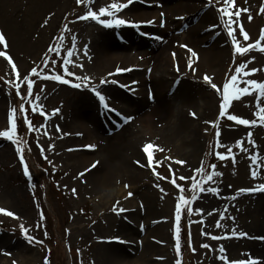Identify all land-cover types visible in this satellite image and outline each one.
<instances>
[{
  "label": "rangeland",
  "instance_id": "1",
  "mask_svg": "<svg viewBox=\"0 0 264 264\" xmlns=\"http://www.w3.org/2000/svg\"><path fill=\"white\" fill-rule=\"evenodd\" d=\"M198 1L204 7V1ZM255 1L256 5L246 6V8H249L247 13L242 12V14L250 13L253 19L248 22V15L244 17L245 19H241V17L237 19L238 23L241 21L244 23V29L249 33V41H252V43L259 39L261 31L264 30V13L260 12V9L264 7V0ZM112 2L123 1L96 0L95 5L92 7L93 10L98 11L99 7ZM89 7L87 0L83 6L78 4L77 0H0V32L5 34L9 44L7 49L0 45V50L7 51L13 58L12 62L17 66L14 70L5 58L0 57V132L11 129L10 116L12 109H16L15 118L17 123V131L13 140H0V208L12 211L15 214V217L0 214V264H14V262L15 264H45L46 259L48 264H117L108 257V262L101 260L100 254L103 256L105 252L102 249L104 245L112 247L111 249L114 252H124L125 255L130 257L128 260L132 264H137L142 260L141 255H143L144 245L148 237L150 236L152 239L157 237L152 233L148 235V229L142 226V222L146 223L148 218L163 221L161 224L153 223L154 226L168 225L167 232L169 236H167V239H158V247L166 250L162 255L165 261L161 260V253H151V258L153 257L157 263L218 264L216 261L221 260V255L224 253L220 251V247L217 245L220 242H213V245H209V243L215 232L220 235L228 226L231 227L232 217L224 218V209L220 210V207L215 211L207 208L202 209L203 194L197 191L195 194L199 201H193L192 204L181 209V240L180 251L178 252L176 249L175 215L176 205L179 202L178 197L181 192L171 183V180L175 178L177 183L185 189L183 193L185 198L191 199L192 190L189 177L195 176L199 183L204 178L198 175L196 169L200 167L205 169L206 164L202 161L203 157H205V162L207 160H210L209 163L214 161L215 169L211 167L209 174L215 171L221 173V175L214 176L212 181H208L204 185H207L205 187L217 189V192H215L217 195L206 196L205 199H216L222 204V199L226 198L227 193L233 194L239 187L243 186L242 178L247 170L244 166V160H246L245 157L253 144L248 138V132L251 129H246L242 133H238L233 129L229 131L230 128L236 126L232 124L233 122L227 121L226 117H221L218 124H213L210 130L211 136L203 133L208 128L206 123L213 121L220 110L219 99L221 96L206 82L210 87L207 90L200 88L197 83H192L193 90L191 89V92L194 93V102L198 104L202 103V100L207 102V98L202 99V97L211 96L213 102L209 103L206 115L199 114L196 107L187 101L182 102L175 99L173 103L174 116H177L178 111H180L184 119L193 121V117L185 115L187 111H184V109L186 108L192 109L194 113L198 114L199 120H194L195 123H198V125H195V127H198L197 131L195 130V136L203 146L202 152L198 153L199 163H195L194 159H190L189 162L186 160L187 164L185 165L176 163V161H182L183 158L178 149L180 143L174 136L176 131L171 126V114L168 115V120L165 121V117L160 120L154 106H150L148 108L150 114L148 115L151 116L153 132L150 134L143 133L140 123L137 121L133 126L135 136L138 132H142L140 134L141 140L134 142L140 150V154L134 153V150L129 148L122 159L119 157L120 162L117 158V161L105 166L104 149L107 147L105 139L111 137L106 136L105 133L103 137L92 140L81 131L80 127L76 129L72 127L75 124V117H79L76 104L80 99H88L89 95L70 91L65 84L58 81L56 85L55 80L44 79L46 75L48 77L61 75L65 79L77 82L79 81L76 79L77 76H87L90 77V80L85 82L91 81L94 85L101 83L102 80H111L105 74L113 71L114 64L111 67L99 70L96 67L99 58L95 57L93 50V59L88 60L86 71L78 66L76 56L69 58L67 55L66 50L68 48L78 49L81 45L80 39L75 44V34L88 33L93 38L101 33L98 27L92 23L78 22L79 17L86 14ZM179 9L182 14L189 12L186 8L179 7ZM158 11V9H154L155 13H158ZM209 11L213 14V18H209L210 23L205 22L203 26L212 24L211 26L219 27L217 26L220 22L216 8L215 11L209 8ZM224 19L226 22L227 17H224ZM219 33L223 35L221 39L228 42L224 29L218 28L216 34ZM238 39H240L242 45L247 46L249 41H244L242 35L238 34ZM174 42L178 43L180 39L175 38ZM192 46L198 47L196 45ZM92 47L94 48V45ZM219 47H221L220 49L226 47L223 45L222 40L219 41ZM229 47L231 48V46ZM173 49V52L178 51L173 45L164 50ZM182 50L180 49L181 52ZM120 51L116 53L129 54L128 50L118 53ZM256 51L252 50L243 57L237 55V60L236 57L231 56L232 71L230 74L225 76L226 73H224L221 77V73L217 75L218 72H214L212 75L213 82L221 86L227 77L235 74L234 70L240 63L248 61H251V63H248L247 69L251 70L254 67L259 69L258 76L263 79H258V81L262 82L264 80V53L260 54ZM79 57H82V55ZM187 57L186 63H182L188 68V76L196 82L203 81L204 76L203 78L200 77L201 72L199 70L200 63L206 66L202 59L203 56H199L198 59L194 58V61L191 56L187 55ZM69 59H71V63H66ZM50 63L51 65H49ZM190 63L191 68L189 67ZM224 64L230 65L228 61H225ZM65 66L75 75L68 77L64 73ZM127 66L122 63L121 69L125 70ZM155 66L156 60L154 66L151 65L156 72ZM33 67L40 75L33 76L31 72ZM218 67L221 68V66H216L215 69H218ZM145 70L146 67L139 74L144 75ZM17 71L21 73V79L19 80L16 79ZM25 75L34 81L31 94L27 90V80L23 78ZM127 79L137 80L139 78L132 75ZM16 84L20 85L19 92H17ZM152 86V90L157 94L155 83ZM239 86L242 88L246 85L241 83ZM147 88V85L142 87V93H145V95ZM108 91L105 90V93H108ZM255 96L256 94L253 96L254 98L251 97L254 100L252 106L257 100ZM250 101L251 99L238 105V113L243 116L247 115L246 106ZM89 103L94 102L89 101ZM33 105H36L35 111H33ZM130 109L133 110V107ZM94 110H96V106ZM230 112L233 113L232 110ZM234 113L236 112L234 111ZM25 115L28 121L27 124L23 122L25 121ZM156 119H159V121ZM26 129L28 134L27 140L24 138L25 141L23 132ZM217 131L220 132V144L216 142L217 137L215 134ZM256 136H258V132L254 134L255 140ZM241 138L246 145H242L244 150H241L236 155L237 158L233 160V153L239 148L238 142H241ZM0 139H2V136H0ZM17 139L20 141L19 144L16 142ZM252 139L253 137H251ZM233 140H238V142L232 145ZM212 142H216L217 148L212 147ZM148 143H152L154 146L158 145L164 151L160 152L155 147L150 149L149 151L153 152L152 162L142 166L147 159V154H143L142 149ZM85 145L97 146L94 153H89L95 156L94 160L99 162L94 171H91L92 168L89 169L92 164L90 162L81 167L74 162L75 159H78L80 153H84L82 151L86 147ZM222 145L231 147L232 152L227 153L225 147L222 151L220 149L223 147ZM18 146L25 149L24 162L28 164L30 177L24 174L23 162H21L20 153L17 151ZM216 153H224L226 159L220 160ZM240 154H243V156ZM166 157L170 159H166ZM161 160L164 161L163 164L157 162ZM137 161H140V164H137ZM122 162L125 163L126 168L121 166L120 163ZM153 168L155 171H153ZM193 168L196 169L193 170ZM114 170L116 172L112 175L111 173ZM128 170L131 173H127ZM134 171L138 172V177L141 176V178L134 176L132 174ZM81 173H84V175L81 176ZM156 173L164 177V180L160 182L161 184L152 188L151 184L148 183V176H153ZM173 173H175V176H173ZM128 174H132L134 180L138 183L137 185H146L149 188L144 190L143 193L148 192L154 200L155 213L150 214L147 204L145 205L147 201L135 194L139 190V186H137L138 188L132 186L133 177L131 178ZM180 176L185 179L180 180ZM106 178L109 179L106 181ZM158 181L160 180L158 179ZM108 185L109 187L112 186L113 189L124 190V193L119 195L120 200L117 199L114 202L112 199L110 200ZM223 185H226L225 195L221 192ZM73 189L76 191L73 192ZM129 190L135 195L134 198L130 199L126 196V192ZM130 200L137 202V205L128 206ZM117 201H119L118 207L132 211L133 214L140 211L141 216L136 218L133 214H130L127 215L128 220H123L126 218L122 214H125L126 211L121 213L114 210L117 209ZM218 201H215L213 210L219 206ZM141 203L143 207L139 206ZM255 203H248V210L257 207ZM244 205H247V202ZM147 212L148 215H146ZM205 212L212 213V216L208 218ZM235 213L237 214V211ZM220 218L222 224L217 226ZM251 220L247 218L246 221L249 224ZM262 220H264V212ZM21 224L28 230V235L34 238L32 243H29L26 239L20 228ZM122 224H124L123 227ZM250 225H254V221ZM258 227L260 229L256 230V234L261 235L264 222ZM41 241L42 243H40ZM117 242H133L137 250L128 246L131 251H134V255L128 254L125 250L126 247L123 248L126 245H119ZM251 243L256 242H249V244ZM160 244H166L167 246H161ZM203 244H208L209 247L204 248ZM110 247L105 248L109 250ZM247 249L250 253L251 251L254 252L252 246L247 247ZM254 254L260 256L256 252ZM243 255H238L239 257L233 260L248 259L246 254ZM261 264H264V262Z\"/></svg>",
  "mask_w": 264,
  "mask_h": 264
},
{
  "label": "bare ground",
  "instance_id": "2",
  "mask_svg": "<svg viewBox=\"0 0 264 264\" xmlns=\"http://www.w3.org/2000/svg\"><path fill=\"white\" fill-rule=\"evenodd\" d=\"M162 1L164 3V6L168 9L166 16L170 22L173 21L175 16L182 15V12L179 11L180 10L179 7L183 9L184 8L188 9L189 11L188 13L190 14L186 22L187 24H193V27L189 31V33L185 35L183 38L185 40L190 39L193 42V44L198 46L196 47V49L198 48L199 49L196 52L203 56L202 59H203V62H205L206 66L202 65L201 63L199 64L201 65L200 66L201 68L199 67V70L201 72L200 77L203 78V76L205 75L211 77L214 72L215 73L218 72L217 75L221 73V77H223L224 73H226L225 76H227L229 72V68L232 66V63L230 64V58L231 56L235 58L236 54H235V51L231 49L232 48L231 43L228 45V42H230V38L228 36H227L228 42L224 39H221L223 37L222 34H220L219 39L217 40V37L214 36L215 33H210L207 31V28L209 26H203V23L207 22L209 18H213V14L210 11H208L205 15H203L204 7L201 8V3L198 0H181L183 1V3L180 6H178L179 4L174 5L175 0H148L150 4H153L155 2L156 4H158V2H162ZM124 2H127V0H124ZM222 5H223V0H219V2H217V0H211L210 6L216 8L219 22L222 24V28L225 29L224 27L225 19L224 17L223 18L221 17L218 11V7H221ZM248 5H256V1L247 0V3H246L245 0H237L238 8H245ZM125 15H131L130 17H132L135 21H138V23H141V22L148 23L149 21H152L153 23L158 24L161 18V15L159 12L158 13H155V12L148 13L146 11L144 12L140 6H136L134 8H131L130 10H127V13ZM207 23H209V21ZM233 27L237 28V25L234 24ZM130 32L131 31H128L126 36L128 40L131 42V44L134 46H137L139 50L145 48L147 45V42H143V41L138 42L135 39V37L131 35ZM220 40H222L223 45H225L226 47H223L222 49H220L221 48L219 47ZM94 44H95V48L100 54V58L96 62L97 63L96 67L99 68V70L111 67L113 64L115 67V65H118L120 63H125V65H128L127 67H134L136 66V63H137L136 61L140 57L139 55H137L136 57H131L130 55H123V54L116 55L114 52V43L112 42L111 38L108 36H104V35L101 37L97 36L95 38ZM229 46H231V48ZM187 55L191 56V53H186L182 51L180 52V56L175 57L173 53H171V50H168V51L164 50L161 53V55L159 56L156 55L157 56V58H155L156 72L154 71L150 77L146 78L145 75L139 74V72H134V74L132 75L138 76V78H141L140 85L142 86H144L145 83L148 85H152L155 83L156 90H157V94H155L154 101L153 102L148 101V105L141 103L137 109V112H139V114H143V112L147 110L148 106H151V107L154 106L155 112H157V114L160 117L159 119L161 120L163 117H165V121L168 120V115L171 114L170 115L171 116V119H170L171 126L173 127V130L176 131L174 135L175 139H177V141H179L180 143L178 149L180 153H182V158H183L182 162L186 163L187 161L189 162L190 159H194L195 163H199L200 159H198V153L202 152L201 149L203 146L200 144L199 140L195 136V132L197 131L196 129H198V127H195V125H198V123H195L194 120L189 121L187 119H184L180 111H178L177 116H174L175 111H174V105L172 103V99L174 98L171 97V93L175 91V84L172 79L173 77L176 76L174 65L175 63H178V65L183 67L184 66L183 63H186V58L188 59ZM225 61H228L230 65L224 64ZM141 65H138V66H141ZM216 66H221V68L218 67V69H215ZM183 69L188 71L187 66H184ZM221 77L220 79H222ZM122 80H124L125 83L131 82L127 78H123ZM192 81L193 80L191 78L185 79L184 80L185 85L181 87V89L177 93L178 95L175 98H177L178 100L182 102L187 101L188 103L196 107V110L198 111L199 114L206 115V111L208 109L209 103L213 102L211 99V96L206 95L205 97H202V99L207 98V102H204L203 100L201 101L202 103L200 104L194 102L193 101L194 94L193 92H191V89L193 90V88L191 87V85L188 84L189 82H192ZM110 94L117 99L116 94L114 92L111 91ZM125 100H127V98H125ZM86 103H87L86 100H81L79 103L76 104L77 115L79 117L78 118L75 117V121H74L75 124H73L72 127L74 129L80 127L81 131L84 132L88 136V138L93 140L94 137L95 139H97V136L98 137L102 136L106 130L105 128L102 127L100 120L98 116L95 115L94 111L91 108L86 107ZM190 112L191 111L186 112L185 115L187 117H190L191 116ZM218 114H219V111H218ZM140 116L141 117L139 118L138 122L140 123L141 131L146 134L152 133L153 123L151 121V116L146 115V114L140 115ZM159 119H156V120L159 121ZM134 130L135 129L132 127H127L121 133H118L112 136L111 138L105 139L106 141L105 144H107V147L104 149V153L106 156V159L104 160L105 166L110 165L112 162L117 161V158L119 160V157L120 159H122L129 148H131V150L133 149L134 153L140 154V150L136 147V143L134 142L141 140L140 134L142 132L141 131L138 132L137 135L135 136ZM139 142L141 143L142 141H139ZM188 150L190 151L188 152ZM94 157L95 156H92L89 153H80L78 155V159L77 160L75 159L74 162L76 163V165L81 167V166L86 165L88 162L92 163L94 161ZM120 164L121 166L126 168V165L124 162ZM115 172L116 171L114 170L112 171L111 174L114 175ZM129 172L130 171L128 170L127 173ZM132 174L137 177L139 175V173L136 171H134ZM132 174H128V175H130V177L132 178L133 177ZM138 178H141V176H139ZM108 179L109 178H106L105 180L107 181ZM131 184L134 188H138L137 187L138 183L136 182V180H134V177L131 181ZM108 189H109L108 195L110 197V200L112 199L113 202L117 199L120 200L119 195H122L124 193V190H121L118 188L113 189L112 186L109 187V185H108ZM138 191H140V189ZM129 192H131V190L126 192V196H128ZM140 197L144 198L147 201L146 202L144 200V202H146L145 205L147 204L148 206L149 213L150 214L155 213L156 205H155L154 200H152V197L149 196L148 192L146 191L144 193L142 192L140 194ZM260 200H262V203H260L257 206L256 211H252L248 209L246 210V215L248 216H252L253 214L255 215L254 216V228L256 230H259L260 228L258 226H260L264 222V220H262V215L264 212V196L260 197ZM134 205H137V202H134V200H130L128 206L133 207ZM146 215H148V212L146 213ZM133 216H135L136 218H139L141 216L140 211L138 213L133 214ZM156 220H159V219H155V220L154 218L147 219L146 223H147L148 235L149 233L150 235L152 233V235L157 236V237L155 239L150 238V236L148 237L144 245L143 255H141L142 260L137 264H163L162 262L157 263L156 261H154V258L153 257L151 258V253L159 252L161 253L160 258H162L163 252H166L164 248L158 247V246H159V240H165L167 239V236H169V233L167 232L168 225L167 226L166 225L154 226V224L151 225L153 222H156ZM242 223H243L244 228H246L247 230L250 229V227L246 223H244V220H242ZM123 226L124 224H122V227ZM256 237H260V240L257 241ZM222 241L232 242V243H229L230 248H231L229 249L230 256L235 257L237 255L246 254V256L249 257L251 256V253L248 251L249 249H247V247L250 248V246H252V249L254 250V252L259 254L260 258H264V252H263L264 245L262 249H259L261 247L259 246V244L245 243V242H264V235L256 234L254 236L248 237V236H240L238 234L233 235V231H231L225 235ZM237 244H239V246L236 248ZM105 247H110V246H107V245L102 246L103 251H105L103 253L104 258L101 254H100V257H101V260H103L104 262H108L109 261L108 258H109L117 262V264H132V262L128 260L130 257H128V255H125L124 252L122 251L114 252V250L111 249L112 247H110L109 250L106 249ZM125 250L128 252V254H131V255L133 254L132 252L128 251V249L125 248Z\"/></svg>",
  "mask_w": 264,
  "mask_h": 264
},
{
  "label": "snow or ice",
  "instance_id": "3",
  "mask_svg": "<svg viewBox=\"0 0 264 264\" xmlns=\"http://www.w3.org/2000/svg\"><path fill=\"white\" fill-rule=\"evenodd\" d=\"M86 0H77L78 4H85ZM96 0H87V4L90 5V7L88 8V11L86 12L85 15H82L79 17V19L81 20H93L98 22L100 25H102L105 28H120L121 26H131V27H138V25H136L133 22H129L126 19L120 18L118 16V14L125 8H128L131 4H133L135 2V0H127V2H112L110 4H106L105 6H101L98 8L97 10H93V7L95 5ZM217 2H219V0H217ZM245 2L247 3V0H245ZM235 9V10H234ZM221 17H227V20L225 22L224 27L227 29V35L229 37H231L232 40V44L234 45V50H235V54H237L238 56H246L250 51L252 50H258L262 53H264V46H262L261 42H264V30L261 31L260 35H259V39L255 42V43H248L247 46L242 45L240 39H238V34L242 35V38L244 41H249L250 40V36L249 33L247 31H245L244 27L242 24L238 23L237 18L241 17L242 12L247 13L249 11L248 8H238L237 6V0H223V6L220 7L218 9ZM261 13H264V7H262L260 9ZM163 15V14H162ZM253 19V17L249 14L248 15V20L251 21ZM148 23H152L151 21H149ZM237 25V28L232 27V25ZM157 39H160L159 37H157ZM0 45L3 46L4 49H7L9 47L8 41L5 37V34L3 32H0ZM182 47L187 48V45H183ZM188 51L191 53V55L193 57L197 56V53L188 48ZM68 57L71 58L73 56L72 52H68ZM85 55H87V52H85ZM175 55V54H173ZM0 57L5 58L9 64H11V67L15 70L16 69V64L12 62L13 58L8 54L7 51H3L0 50ZM90 58V57H89ZM254 59V57H253ZM66 63H71V59H69V61H67ZM248 63H251V61H248L246 63H240L239 66L237 68H235L234 75H231L230 77H227L225 82L222 83L221 86H218L216 83L213 82V78L209 77L207 75L204 76V80L205 82L212 88L214 89L216 92L221 93L222 95V103L220 104V117H225L227 116V119L230 121H235L237 125H256L257 121L255 119L253 120H249V119H244V118H240L237 115H229L228 114V110L230 109V107L232 106V102L233 100H239L241 95H253L258 93V97L259 98H264V82H260L256 79H247V80H242L241 76L243 75L244 77H251L254 73L260 71L259 69H251V71H247V67H248ZM79 67H83V65H78ZM189 67L191 68V63L189 64ZM130 69H125V71H128ZM177 70H179V66H177ZM121 71V69H117V72ZM150 71V70H149ZM31 72L33 74V76H36L37 70L35 67H33L31 69ZM64 73L68 76H74L75 73L71 72L67 66L64 67ZM109 75H113L112 73H109ZM24 79L27 80V90L28 93L31 94L32 89H33V84L34 81L30 78H28L26 75L23 77ZM16 79L19 80L21 79V73L19 71L16 72ZM44 79H51V80H55L58 81L60 83L63 84H68L70 83V80L65 79L63 76L61 75H54V76H46L44 77ZM77 80L80 81V83H72L71 86L73 88L76 89H80L82 86L83 87H88V85L85 83V81H89L90 77L84 76V77H76ZM109 81L107 80H102L101 83H108ZM111 83H116V81H111ZM241 83H244L246 86L245 87H239V85ZM16 89L17 92L20 91V85L16 84ZM92 91L94 92V94L99 98V101L104 105V107L107 109L109 108V105L105 102V96L101 94L100 91L96 90L95 87L92 88ZM262 102L260 100H258V106L259 103ZM36 110V105H33V111ZM113 112H116V114L122 115L121 113H119L116 109H110ZM15 113H16V109H12V113L10 116V121H11V129L9 131H3L0 132V136L2 137H6L8 140H13L14 136L16 135V131H17V123H16V118H15ZM193 116H195L196 114L193 112L192 113ZM256 115L259 117V121L261 124H264V107H259V111L256 113ZM132 119V117H128L125 116L123 118L124 123H128L130 122ZM29 126L31 127V122L29 121ZM218 127V126H217ZM216 137H217V144H220V132L217 131L216 132ZM249 141L254 143V141L251 140V133H249ZM18 144L20 143V141L17 139L16 141ZM241 143V142H238ZM223 147L226 148V152L227 153H231L232 152V148L222 145ZM86 147L88 148H92L94 149L96 146L95 145H87ZM158 149V151L163 152L164 149L160 148L158 145L154 146L152 143H148L144 146L143 151L145 153H147V159L145 161V164L142 166H146L148 163L152 162L153 159V152L149 151L150 149L153 148ZM241 150L243 151V147L241 148ZM17 151L20 153V160L21 162H23V171L25 175H28L30 177V173H29V167L28 164L26 162H24V151L25 149L23 147H17ZM216 155L219 157L220 160H224L226 159V156L224 154L221 153H216ZM233 160H235V157H232ZM166 159H170L168 157H166ZM251 159L256 160L257 157L253 156ZM160 164H163L164 161H157ZM99 162H95L91 167L95 168L97 166ZM177 164L183 163L182 161H176ZM137 164H140V161H137ZM170 166V165H169ZM213 169H215V165L211 166ZM88 171V170H86ZM153 171H155V169L153 168ZM196 172L198 173V175L202 176L204 179L201 180L199 183L197 182V179L195 176L193 177H189V179L191 180V190H192V196L191 199H186L185 196L183 195L185 189L182 188L180 186V184L177 183V180L174 178L171 180V183L174 184L181 192V195L178 197V203L176 205V215H175V221H176V249L179 252L180 251V240H181V209L187 205H190L193 203V201L197 200V196H196V192L200 191L203 192L205 191V187L204 184L207 183L208 181H212L214 176H218L221 175V173H217L215 171H213L211 174H209L203 167H200L198 169H196ZM81 176L84 175V173L80 174ZM157 178L158 179H164V177L160 176L159 173H156ZM252 177H256L258 175V173L256 171H253L251 173ZM173 176H175V173H173ZM180 180H184L185 178L183 176L179 177ZM259 191L264 192V184H259L257 186ZM257 189H240L241 192H251V191H256ZM73 192H75L76 190L73 189ZM209 191L215 193L217 192V189L212 188L209 189ZM133 195V193L129 192L128 196L131 197ZM119 205V201H117V209L114 210H118L119 212L123 213L125 211H127L124 208H120L118 207ZM0 214L9 216V217H15V214L12 211L6 210L4 208H0ZM21 230L23 231L26 239L28 240L29 243L33 242V237L28 235V230L25 228V226L23 224L20 225ZM233 235H236L235 230H233ZM240 236H245L247 235L246 233H240ZM221 237L218 236H213L212 239L216 240V239H220ZM42 243V241L40 242ZM204 248H208L209 245L208 244H203ZM221 252H224V248L221 247L220 248ZM225 257H221V260H224ZM15 264V262H14ZM45 264H48V261L46 259ZM177 264H179V262H177ZM232 264H260V262L258 260L252 259V260H248V259H240L238 261H232Z\"/></svg>",
  "mask_w": 264,
  "mask_h": 264
}]
</instances>
